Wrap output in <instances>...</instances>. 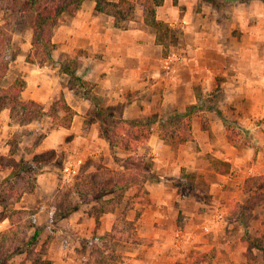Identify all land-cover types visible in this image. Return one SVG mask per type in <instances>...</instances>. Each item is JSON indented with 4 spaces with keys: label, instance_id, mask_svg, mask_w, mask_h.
Segmentation results:
<instances>
[{
    "label": "crops",
    "instance_id": "1",
    "mask_svg": "<svg viewBox=\"0 0 264 264\" xmlns=\"http://www.w3.org/2000/svg\"><path fill=\"white\" fill-rule=\"evenodd\" d=\"M175 1L164 0L156 9L155 20L167 24L173 34V40L160 41L140 4L127 19H119L125 25L120 28L113 15L97 12L93 1L84 0L76 12L62 17L51 41L52 61L58 66L75 59L74 74L86 87L78 83L77 93V86H69L67 74L45 79L38 68L28 74L21 99L47 106L60 93L75 111L68 129L52 127L45 116L35 126L44 134L36 146L39 152L68 147L64 168L101 157L105 167L116 170L114 158L133 156L118 148L112 151L101 138L100 122L90 120L95 116L92 95L124 120L152 123L146 127L151 135L139 152L149 159L147 174H154L155 180L142 177V188L132 185L124 192L125 199H138L144 192L146 200H136L126 210L125 218L134 222L139 244L125 252L123 264H182L189 260L191 250L208 252L220 242L228 250L229 262L250 264L240 206L246 200V179L264 175V1ZM171 54L181 60L168 73L162 65ZM190 108V138L174 149L158 134L181 128L182 119L175 116ZM12 128L8 123L0 126L4 152L10 149L8 140L17 134ZM243 130H250V136ZM214 160L227 173L217 172ZM10 172L9 167H0V180ZM184 174L204 191L205 201L183 195L172 184V179ZM54 176L51 170L41 174L37 186L46 181L56 192L59 181ZM31 196L24 193L16 208L28 210ZM82 208L63 219V224L79 233L85 228L97 229L100 235L112 230L118 209L101 214L96 225L92 214ZM0 222V232L5 231L7 216ZM45 223L50 224L49 215ZM49 248L51 253L53 246ZM249 250L256 256L257 249ZM205 261L214 260L206 256Z\"/></svg>",
    "mask_w": 264,
    "mask_h": 264
},
{
    "label": "trees",
    "instance_id": "2",
    "mask_svg": "<svg viewBox=\"0 0 264 264\" xmlns=\"http://www.w3.org/2000/svg\"><path fill=\"white\" fill-rule=\"evenodd\" d=\"M21 18H27V14L35 17L31 24L32 50H36L42 55L43 60L52 63V51L54 44L51 41L52 29L62 19L64 15L76 12L84 0H20ZM95 3V10L99 13L113 15L115 25L124 28L119 19H124L123 9L128 15L133 13L136 4L144 8V18L147 23L153 26L157 32V39L163 41L173 40L171 29L162 21L155 20V12L164 0H119L118 3H110L108 0H91ZM227 1V0H224ZM264 1V0H262ZM176 1L174 0V3ZM170 34V38L164 35ZM11 38L6 31L0 27V82L9 69L12 60ZM27 62L33 63L34 60L29 55ZM75 59L69 61L67 67L62 70L70 77L78 81L81 88L86 87V83L80 82L74 74L72 64ZM72 65V66H71ZM25 88V82L20 78H15L7 86L0 85V111L9 110L11 113H20V123L26 119V122L40 120L47 116L51 118L52 126L68 129L71 126L72 119L76 115L60 97L54 102L55 108L45 111L44 107L33 100H22L21 93ZM90 102L94 105L95 116L90 120L98 119L100 122L99 134L105 139L110 149L113 151L118 148L130 153L133 156L137 154L145 141L151 135L149 129H146L151 122L129 121L120 118L116 110H110L105 107L96 96L90 97ZM193 108L188 109L182 115H176L175 118L182 119L181 128L160 130L158 137L177 149L190 138V124L193 116ZM58 111L64 115L59 116ZM228 136L231 129L227 127ZM127 129H130L127 130ZM246 136H250V130H243ZM230 139V137H229ZM255 148V144L252 143ZM132 156L125 160L131 161ZM117 161V158H114ZM124 161V162H125ZM144 164V163H143ZM216 171L227 173L222 170V163L214 160ZM0 167H9L10 174L0 181V209L1 214L8 218V228L0 233V264H6L16 257H20L18 264H52L48 259V249L50 242L48 240L41 242V229L35 228L30 237L26 236V230L30 228V217L35 214L34 211H28L16 208V204L24 193L31 191L35 185L33 180L34 170L23 161H16L10 156H0ZM136 170L150 172V165H137ZM154 175V174H153ZM182 178V179H181ZM184 178V179H183ZM142 180V179H141ZM129 179L127 174L105 167L100 159H90L79 167L72 179L63 183L59 181L55 195L50 202V224H55L71 214L79 211L84 205L94 206L92 216L98 225L99 216L105 212H113L120 208L124 192L133 184L142 188V181ZM185 180V181H184ZM188 175L181 176L180 179H172V184L177 187L183 195L194 196L199 200L205 201V193L198 190L190 181ZM26 185L28 188H26ZM30 187V188H29ZM141 192V190H139ZM243 192L246 195L245 202L240 206V215L243 218L248 217L254 210L264 205V175L254 176L246 179ZM125 199V198H124ZM108 204V207L106 206ZM136 203L134 198L126 199V207L118 211V216L113 224L110 233L98 238L99 243L90 246L88 260L83 264H119L121 257L117 253L114 245L134 244L136 241V231L133 221L125 218L123 211L128 210ZM245 229H247L246 219H242ZM246 242L244 246L248 261L253 259L252 252L249 250L255 248L264 254V241H250L243 238ZM248 248V250H247Z\"/></svg>",
    "mask_w": 264,
    "mask_h": 264
},
{
    "label": "rangeland",
    "instance_id": "3",
    "mask_svg": "<svg viewBox=\"0 0 264 264\" xmlns=\"http://www.w3.org/2000/svg\"><path fill=\"white\" fill-rule=\"evenodd\" d=\"M20 12H21L20 0H0V27L4 31H6L11 38L10 51L12 55V60L9 64L8 72L6 73L4 80L0 82V85L2 87L7 86V84L12 82L17 77H20L25 82L26 85V78L28 74H30L32 70H36L38 68L41 69L40 71H43L42 75H44L45 79H49L48 78L49 75L51 77L59 76L58 75L59 73H65L62 70V68L67 67L70 61L68 60L67 62L66 61L62 62L57 66V64L54 62L50 63L43 60L42 55L39 54L38 51L32 50L31 24L33 21H35V17L31 14H27L28 15L27 18L23 20L21 18L22 14L20 15ZM123 12L125 15L124 18L127 19L129 15L125 12L124 9ZM121 25L123 24L121 23ZM55 27L56 26L51 28L52 31L54 30ZM29 55H31V57L33 58L34 60L33 63L27 62L28 61L27 57ZM72 65L71 66L73 68L76 65V60L73 62ZM55 69H57L58 72H56ZM20 70L22 71L21 75L19 74ZM67 76L69 77L68 78L69 86L72 87L77 86L76 89L78 91L76 92L78 93L80 89V87H78V81L70 77L68 74ZM60 97H62V95L59 93L57 94L56 97H54L53 100L50 101V103L47 106L42 105L45 111H47L50 108H55L53 104L55 101L60 99ZM55 109L58 110V108ZM58 114L59 116L64 115L61 111H58ZM19 115L20 113H16V112L11 113L9 110L0 111V126H2V124L4 123L5 124L8 123L10 127H13L12 129H17L16 136L8 140V144L10 146V149L8 151L9 153L0 150V156L6 155V156H10L11 159H15L16 161L21 160L23 161V163H25L34 170L33 175L35 176H33L32 178L35 182V185L32 187L31 191H28L26 194L32 193L31 198L27 201V203H29L30 206L28 211H34L35 214L30 217L31 227L26 230V236L30 237L32 231L35 228L41 229V233L39 237L40 241L44 242L48 240L50 242L49 246L51 245L53 246V248L51 249V253L48 252V255L51 256L50 257L52 261L51 263H53L55 260L57 264H83L88 260L91 251L90 246L92 244L99 243L97 239L103 237L105 234L108 233L105 232L104 234L100 235L99 233H97L96 231L97 229H94L93 231L89 229L90 230L89 232L88 228L87 231L85 228L84 231L79 233V231H74L73 229H69V225H64L62 220L55 224L45 223L46 216L47 215L50 216L51 209L49 205L55 195V191L52 192L49 186L45 185L46 181L42 183V186L38 187L37 179L41 174L48 173L51 170L52 172L56 173V176H54V178H56L57 181H62L63 183H67L72 179L73 175L78 171L79 166L78 165L73 166L72 164H70V166H72L71 169L69 168V166L67 168H64L63 165L64 155L66 150H68V147L65 148L60 147L56 151L39 152L36 149V146L40 143L44 134L39 129H35L36 128L35 126L36 123L41 122L44 119V117H42L40 120L33 122H26L25 121L26 119H24L20 123L19 121H21V119L19 118L20 117ZM49 119L51 121V118ZM174 123H179V125H181L180 121H174ZM127 130L130 131V129ZM19 143H21L20 146H18ZM139 150L140 149H138L136 155L132 156L131 161L126 162L125 161L127 159L126 157L123 159L117 158V161L115 160V163L118 166L116 170L127 174V176H129V179H137L140 181L143 177L144 179L147 178L151 181H154L155 177L153 175H148L147 172L144 173L140 170H136L137 165H144V164L150 165L149 159L144 154L141 155ZM100 158L101 157H95L94 159H100ZM101 161H103L102 158ZM73 167L76 168L73 169ZM26 188H28L27 185ZM35 188H37V191L35 190ZM202 193H204V191H202ZM145 196L146 194L142 192L139 194L138 199L135 200L141 201L144 199ZM106 206L108 207L107 203ZM119 207L120 208H118V211L123 210L126 207V199L124 198L122 199V202ZM93 208L94 206L84 205L82 210H84L88 214H92ZM123 212L126 213V211ZM36 214H38L37 217ZM3 215L4 214H1V209H0V221ZM245 219L247 221V229H245V231L243 232L244 235L242 236V239L246 238L250 241H264V207L256 214L254 215L251 214ZM0 224H2V222H0ZM137 244H139V241H138V237L136 236V241L132 245H125L120 243L114 245V248L116 249L117 253H120L122 257L120 259L119 264L126 263L125 252L128 249L135 247ZM227 251L228 250L224 248L222 242L216 243V246H213V248L208 252L201 250L200 251L191 250L190 252L191 255L189 256V260H186L182 264H234L228 261L229 257ZM255 255L256 256H253L254 260L252 259L249 263L264 264V254L260 251H257V254ZM206 256H209L214 261H209L208 263H206L205 261ZM20 259H21L20 257H16L6 264H18Z\"/></svg>",
    "mask_w": 264,
    "mask_h": 264
},
{
    "label": "built area",
    "instance_id": "4",
    "mask_svg": "<svg viewBox=\"0 0 264 264\" xmlns=\"http://www.w3.org/2000/svg\"><path fill=\"white\" fill-rule=\"evenodd\" d=\"M181 60V57L176 54L168 55L164 61H163V69L168 73H173L174 68L176 67V64L179 63Z\"/></svg>",
    "mask_w": 264,
    "mask_h": 264
}]
</instances>
